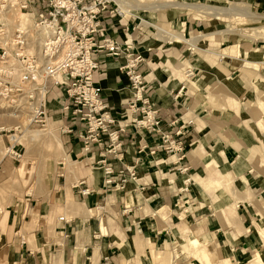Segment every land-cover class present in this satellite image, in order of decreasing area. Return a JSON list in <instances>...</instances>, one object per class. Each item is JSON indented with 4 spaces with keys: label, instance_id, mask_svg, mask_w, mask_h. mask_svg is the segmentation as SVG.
Returning <instances> with one entry per match:
<instances>
[{
    "label": "crops",
    "instance_id": "1",
    "mask_svg": "<svg viewBox=\"0 0 264 264\" xmlns=\"http://www.w3.org/2000/svg\"><path fill=\"white\" fill-rule=\"evenodd\" d=\"M113 7L110 5L109 11ZM257 7L264 9V0H258L254 8ZM174 11L166 10L163 17L158 12L153 20L157 25L189 39L195 32L203 34L199 30L206 23L210 27V23L215 20L212 17L206 18L208 20H194L191 10H184L191 11L190 16H186L184 11ZM144 13L132 16L127 21L125 16L119 14L111 17L106 12L102 19L111 38L119 42L132 41L135 52L144 58L139 65V71L146 82L143 97L154 103L162 131L180 139L185 145V153L168 154L160 148V135H151L137 128L133 120L141 119V114L128 110L134 92L128 76L120 70L125 59L101 58V69L95 75V81L103 89V97L111 107L112 116L125 127V132L121 134L122 151L102 156L101 149L92 144L93 154H87L80 139L84 133L83 126L75 124L77 134L63 136V155L59 159L64 162L60 163L62 173L58 180L59 189L54 190L48 200L40 205L30 204L21 210L4 209L5 212L0 210V228L7 224L11 230L9 240L0 248L1 259L4 257L11 264H202L180 246V242L188 236V233L182 231L185 228L190 233L197 232L198 239L206 244L208 255L213 250L225 259L224 250H227L230 256L227 260H233L236 264L241 262L243 247L250 253L257 249L258 244L262 248L256 233L258 224L250 225L255 230V235H251L241 220H250L251 223L255 221L256 209L253 203L264 190L254 194L253 202H242L249 207H246L247 213L244 215L248 219H240L237 212L239 219L233 225H228V231L223 230L218 220L210 219L205 210L207 205L202 208L195 202V196L199 201L198 189L193 181L197 176L192 178L191 175L196 172V165L206 161L200 158L208 156L211 163L212 150L219 148L226 160L221 157V162L234 164L239 154L244 152L246 143L234 131L233 137L226 141L222 132L229 119L216 123L210 118V113L215 115V108L210 105V101L205 100L207 88L202 96H198V86L201 85L195 76L199 73H205L209 79L213 78L220 83L213 75L215 72L212 66L203 71L201 65H205V62H192L194 50L189 45L178 43L175 39L163 40L157 37L154 26L142 24V17H146L142 16ZM214 28L205 31L212 32ZM227 60L230 62V70L223 66ZM227 60L220 61L217 68L221 70L222 76L233 78L234 74L240 72L237 62L243 59L232 57ZM186 61L194 65L191 76L184 71ZM233 126L229 125V129ZM114 128L118 129V126ZM179 132L181 135L177 136ZM260 136L262 139L258 134L252 135L257 145L264 149V132ZM235 140H240L242 144ZM139 144L146 147L143 152L138 150ZM200 147L202 152L198 149ZM240 147L243 149L239 152ZM3 157L0 158V164L4 162ZM103 158L112 168L110 175H106L100 164ZM237 167L241 171L238 176L245 190H252L256 184L264 187L263 160L250 159L248 154L243 167ZM131 173L135 174V179L130 178ZM124 177H127V182L122 185ZM107 179H112V184H106ZM84 191L88 193L84 195ZM126 209L129 211L126 212Z\"/></svg>",
    "mask_w": 264,
    "mask_h": 264
},
{
    "label": "rangeland",
    "instance_id": "2",
    "mask_svg": "<svg viewBox=\"0 0 264 264\" xmlns=\"http://www.w3.org/2000/svg\"><path fill=\"white\" fill-rule=\"evenodd\" d=\"M126 1L131 2L132 0ZM144 1L152 3L159 0ZM209 1L210 2L207 3L192 4L215 6L216 0ZM178 2L183 3L184 1L178 0ZM158 3L161 4L163 2ZM221 5L228 6L227 4ZM245 7L248 6L246 5ZM113 9H115V6ZM169 9L175 10L174 13L183 11L175 8ZM252 9L254 13L264 16V9L259 7ZM166 10L168 9L155 12L136 11L134 14L138 15L141 12H145L142 16L146 17L142 18H146V20L156 24L153 18L156 17L158 12H160L158 15H162L161 17H163V15L166 14ZM191 11H184V13L186 16H190L192 13ZM148 12L151 14H148ZM193 13L194 15L192 18L194 20H208L206 19L208 18L207 16H202L199 12L193 11ZM148 15L149 17H147ZM2 16L3 15L0 14V18H2ZM4 17L11 19L13 23H17L18 20H20L18 18L20 17V12L10 11L5 13ZM235 17L237 19L235 18L236 20L234 19L232 22L229 21V19L222 18L224 19L222 20L221 17H212L215 20L210 23V27H208L206 23V26L199 30L200 32L202 31L203 34H207L208 31L205 30L211 27H216L212 32L225 30H229L230 32L228 34L218 35L215 37L216 39L212 41L200 42L197 49H193L190 46L194 50L192 52L194 55L191 57L192 62H197L198 64H203V62H205V65H201L203 71H207V67L212 66L211 69L215 72L213 75L218 82H220L217 83L213 78L209 79V76L205 73H199L195 76L198 80L197 83L202 86H198L200 88L198 96H202L201 94H203L206 90L205 88H207L208 91L205 93V100L210 101V105L215 108L216 116L210 113V118L215 120L216 123L222 119L224 121L229 119L225 122V130L222 132L225 140L228 141L231 136L233 137L232 131H234L235 135L242 138L246 143L244 152L239 154V158L234 164H223V162H221L220 169L213 164V157H211V155L210 162L212 164L209 163L208 156H206V158L203 156L200 159H206V161L199 164V166L196 165V172L191 175L192 178L197 176L193 181L195 187L198 189L197 197L200 202L197 200L196 196L194 197L195 202L202 208L204 205H207L208 207L205 208V210H207L206 213L209 214L210 219L215 221L218 220L222 224L224 231H228L229 224L233 225V223L238 221L237 212L239 213L240 219L243 217L248 219L247 216L244 215L247 213L246 207L247 209H249V207L246 203H242L241 201L238 202L240 195L236 194L234 186H236L235 188L243 196H246V194H259L261 190H264L261 184H256L252 190H245L243 182L240 176H238L241 171L237 169L239 165L243 167L248 154L250 159H256V161L263 160L264 162V149L261 145L258 146L257 140L252 137V135L258 134V137L261 138L260 135H262H259L255 128L264 115V22L257 18ZM130 18H132V16H128L126 20L128 21ZM192 18L190 17L191 20ZM14 25L12 26L14 27ZM169 31L172 33L176 32L173 30ZM201 34L202 33L195 32L192 37ZM232 57L243 59V61L237 62V67L240 69V72L233 75V78L242 79H233L232 76L230 77L228 75L222 76L220 74L221 70L217 68L220 61ZM185 63L186 67L184 71L185 73H189L188 76H191L194 65L189 61ZM229 64L230 62L227 60L223 66L226 67L227 70H230L228 67ZM38 80L39 79H33L36 84L39 82ZM14 84L18 85L19 79H15ZM48 87L49 93L46 94L44 98L46 107L49 111L48 119L45 123H34L32 121V113L34 112V108H37L38 105H30L29 101L24 99L23 96L16 97V92L10 91L7 94L3 93L1 92L0 86V158L4 156V162L0 164V210L2 212L4 209L9 211L16 209L21 210L30 204L40 205L48 200L54 190L59 189L58 184L60 183L58 180L62 173L60 170L62 165L60 163L64 162L59 158L63 155L62 142L64 145V135L61 132L63 125L60 112L61 104L58 105L57 103H61L62 98L60 89L53 85V81L48 82ZM33 89H35V87H33ZM241 93L243 94L239 95ZM58 115H60L61 122L57 125L55 124V131L53 130V132L58 135L60 143L53 140L48 133L50 132V119ZM220 115L221 117H219ZM229 125L235 126L229 129ZM241 125L242 127H240ZM37 131H42L40 136L35 135ZM235 141L238 142V144H242L240 140ZM253 145H255V147L251 150ZM198 149L202 152V147ZM260 152L263 153L260 154ZM257 155L261 156L259 157ZM221 157L225 160L224 156H220V158ZM261 164L262 162H260V165ZM226 171L228 174H226ZM233 171L235 175L232 173ZM183 181L182 179L181 183H183ZM234 205L236 206L235 211ZM253 205L256 209V211L254 210L255 221L253 220L251 223L250 220H246L247 222L244 221L245 219L241 220V223L249 228V233H251V235H255V232L253 233L254 229L250 227L251 224H258L256 228L262 232L264 231V193L255 200ZM224 218L226 219V223ZM9 231L11 230L7 224L6 227L0 228V248L9 240ZM187 233L188 236L180 242V246L185 252H188L187 254H190L192 258L199 259L202 264H236L233 260L232 262L228 261L230 256L227 250H224V253L226 251L224 256L226 257L225 259L218 256L213 250H210L208 255L206 244L201 239H198L197 232L191 231L190 233L189 230H187L186 234ZM256 248L255 251L250 253L249 251H245L246 247H243L244 254L240 256V264H264L263 257L256 258L255 256L256 254H262L261 244H258ZM176 250H178V248H176ZM176 254L179 255V251H177ZM0 256H2V254ZM175 258H177V256ZM0 264H11V262L3 257L2 259L0 258Z\"/></svg>",
    "mask_w": 264,
    "mask_h": 264
},
{
    "label": "built area",
    "instance_id": "3",
    "mask_svg": "<svg viewBox=\"0 0 264 264\" xmlns=\"http://www.w3.org/2000/svg\"><path fill=\"white\" fill-rule=\"evenodd\" d=\"M228 1L247 3L252 8L258 3V0ZM112 4L115 9L109 11ZM10 11L33 13L32 25L15 23L9 29L4 14ZM106 12L111 17L120 14L118 5L112 0H0V14L3 15L0 18L1 92H16V97L23 96L30 105H38L32 113V121L45 123L49 111L44 98L49 93L48 82L53 81L61 92L62 134H77L74 126L81 124L84 133L80 139L87 154H93L92 144L101 149L102 156L121 152V134L125 127L112 116L95 75L101 69V58H124L126 62L120 70L128 76L134 92L128 110L141 114V119H134L133 123L151 135H160V148L168 154H184V143L162 131L154 103L143 97L146 82L139 65L144 58L135 52L132 41L119 42L109 36L102 19ZM15 79H19L18 85L14 84ZM33 79L39 82L36 84ZM116 125L118 129L114 128ZM180 135L179 132L177 136ZM145 149L139 144L140 152ZM100 164L106 175L112 174L105 158ZM130 178L135 179V174L131 173ZM112 182V179L106 180L108 185ZM121 182L125 185L127 177Z\"/></svg>",
    "mask_w": 264,
    "mask_h": 264
},
{
    "label": "bare ground",
    "instance_id": "4",
    "mask_svg": "<svg viewBox=\"0 0 264 264\" xmlns=\"http://www.w3.org/2000/svg\"><path fill=\"white\" fill-rule=\"evenodd\" d=\"M114 2H116V4L119 7L120 15L125 16V17L137 16L136 14H134L136 11L155 12L158 10L175 8V9H179V10H183V11L184 10H193V11L199 12L202 16H207V17H209V16L215 17L216 16L217 18L221 17V19L222 18L229 19V21H231V22L234 21V19L236 18L235 16L242 17V18H257V19L262 20L264 22V16H261V15L254 13L252 7L249 4L238 3V2L233 3L232 1H228V0H216L215 6H213V5L212 6L206 5L205 6L204 4L200 5V4H192V3H187V2L180 3L177 0H159L156 2H152V3L144 1V0H132L131 2H128L126 0H114ZM158 2H160V3L163 2V3L159 4ZM221 4H227L228 6H222ZM163 5H165V6H163ZM246 5L249 8L245 7ZM18 18L20 20H18L16 25H21V26L32 25L33 13L22 12V13H20V17H18ZM224 19H222V20H224ZM6 21L9 22L8 23L9 29L12 27V25L15 24L9 18H6ZM142 24L154 26L155 29L157 30L156 36L159 37L160 39H163V40L164 39H175L176 42L178 41L181 43H185V44L191 46L193 49H197L200 42L212 41V40L216 39L215 38L216 36L228 34L230 32L229 30L210 32L207 34L197 35V36L189 39V38H185L183 35H181L177 32L172 33L169 30H167L161 26H157L152 21L150 22V21L146 20V18H142ZM41 98H42V96H41ZM60 122H61L60 116L51 118L50 124H49L50 130L48 129L50 131L48 133L51 135L53 140H55L56 142H59V143H60V139H59L58 135L55 134V132H53V130L55 129V124L57 125ZM255 129L258 131L259 135L264 132V116L260 120V122L257 124ZM41 133H42V131H37V132H35V135L40 136ZM242 149L243 148L240 147L239 152ZM261 153H263V152H260V154ZM220 156H224L221 149L218 148L216 150H212L211 157H213V164H215L216 166H218L221 169ZM222 170H224V169H222ZM232 173L234 174L235 172L233 171ZM226 174H228L227 171H226ZM226 177H227V175H226ZM181 181H182V179H181ZM235 183H236V181H235ZM182 184L184 185L185 182L183 181ZM235 187L236 186H234V190H235L236 194L240 195V197L238 198V202L239 201H241V202H253L254 201V195L253 194H251V195L246 194V196H243L240 194V192ZM235 209H236V206L234 205V211H235ZM224 221L226 223L225 218H224ZM187 230H188L187 228L183 229L184 232H187ZM256 233L259 236V239L262 241L263 244H262V254H256L255 256H256V258L257 257H263L264 258V231L262 232L258 228H256Z\"/></svg>",
    "mask_w": 264,
    "mask_h": 264
}]
</instances>
